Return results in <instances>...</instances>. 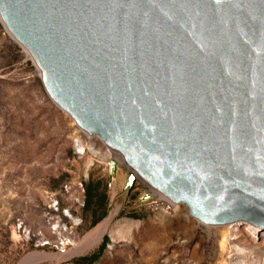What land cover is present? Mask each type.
<instances>
[{
    "label": "water",
    "instance_id": "1",
    "mask_svg": "<svg viewBox=\"0 0 264 264\" xmlns=\"http://www.w3.org/2000/svg\"><path fill=\"white\" fill-rule=\"evenodd\" d=\"M0 20L148 186L203 225L264 230V0H0Z\"/></svg>",
    "mask_w": 264,
    "mask_h": 264
},
{
    "label": "rangeland",
    "instance_id": "2",
    "mask_svg": "<svg viewBox=\"0 0 264 264\" xmlns=\"http://www.w3.org/2000/svg\"><path fill=\"white\" fill-rule=\"evenodd\" d=\"M122 157L53 103L0 20V264L32 255L25 264H264V231L206 226L182 205L154 209L145 182L129 191ZM111 160L120 165L112 180ZM86 185H100L94 203L108 197L105 215L85 209Z\"/></svg>",
    "mask_w": 264,
    "mask_h": 264
},
{
    "label": "trees",
    "instance_id": "3",
    "mask_svg": "<svg viewBox=\"0 0 264 264\" xmlns=\"http://www.w3.org/2000/svg\"><path fill=\"white\" fill-rule=\"evenodd\" d=\"M99 187L100 185L97 186L86 185V189H85V209L94 208V212H93L94 216L97 214L98 210L105 211L107 206L109 205V200L106 195H102L101 197H99L100 199H98V201H96L95 203L93 202V198L95 197L94 193L96 190H98ZM104 211H103V215H105L106 213V211L105 212ZM106 243H107V239H105L104 243L102 244L99 254L92 258L93 261L99 259L98 256L101 255L100 253L104 251Z\"/></svg>",
    "mask_w": 264,
    "mask_h": 264
},
{
    "label": "built area",
    "instance_id": "4",
    "mask_svg": "<svg viewBox=\"0 0 264 264\" xmlns=\"http://www.w3.org/2000/svg\"><path fill=\"white\" fill-rule=\"evenodd\" d=\"M142 181V180H141ZM144 182V181H143ZM149 187V200L153 201V207L156 210L163 211L165 213H171L176 209V206L164 198L160 193H158L155 189Z\"/></svg>",
    "mask_w": 264,
    "mask_h": 264
},
{
    "label": "bare ground",
    "instance_id": "5",
    "mask_svg": "<svg viewBox=\"0 0 264 264\" xmlns=\"http://www.w3.org/2000/svg\"><path fill=\"white\" fill-rule=\"evenodd\" d=\"M114 151V150H113ZM116 152V151H115ZM118 153V152H117ZM118 154H120V153H118ZM121 156H123L122 154H120ZM124 157V156H123ZM120 158V163L121 164H123V165H126L127 163H126V161H125V158ZM111 161H114V160H111ZM116 162V161H115ZM117 163V162H116ZM118 164V163H117ZM131 173H133V175L136 177V179H139V180H141L140 179V177L131 169V171H130ZM182 206H184V205H182ZM177 207V206H176ZM186 207V206H185ZM108 223H109V220H107V221H105L102 225H100L99 227H98V229L96 230V233H97V236H96V238H95V240L93 241V243L92 244H94V243H97V242H99L101 239H102V237H103V235H104V233H106V231H107V227H108ZM233 225H238V224H233ZM250 229H251V231H254L255 232V234L257 233V234H259V233H261L260 231H264V230H261L260 228H257V227H252V226H250ZM42 256V255H41ZM35 257V255H32V256H30V257H28V259L26 258L25 259V261H23L22 263L23 264H25L26 262H28V261H30V260H32L33 258ZM39 258V257H38ZM38 258H37V260H38ZM35 260V259H34ZM21 263V264H22ZM32 263V262H31ZM28 264V263H27ZM32 264H34V263H32Z\"/></svg>",
    "mask_w": 264,
    "mask_h": 264
}]
</instances>
